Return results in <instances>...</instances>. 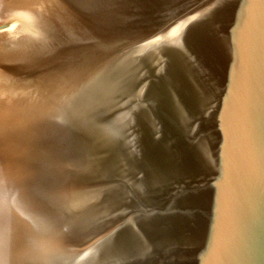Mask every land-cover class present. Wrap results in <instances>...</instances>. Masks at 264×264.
Instances as JSON below:
<instances>
[{"label":"water","instance_id":"obj_1","mask_svg":"<svg viewBox=\"0 0 264 264\" xmlns=\"http://www.w3.org/2000/svg\"><path fill=\"white\" fill-rule=\"evenodd\" d=\"M0 36V264H264V0H11Z\"/></svg>","mask_w":264,"mask_h":264},{"label":"bare ground","instance_id":"obj_2","mask_svg":"<svg viewBox=\"0 0 264 264\" xmlns=\"http://www.w3.org/2000/svg\"><path fill=\"white\" fill-rule=\"evenodd\" d=\"M11 0H0V23L7 21ZM2 42V43H1ZM7 38L0 36V45L5 46Z\"/></svg>","mask_w":264,"mask_h":264}]
</instances>
